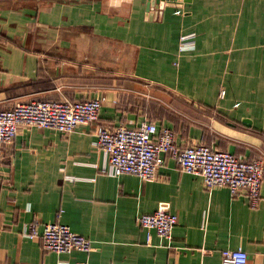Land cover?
I'll return each mask as SVG.
<instances>
[{
    "label": "crops",
    "instance_id": "0c3cea01",
    "mask_svg": "<svg viewBox=\"0 0 264 264\" xmlns=\"http://www.w3.org/2000/svg\"><path fill=\"white\" fill-rule=\"evenodd\" d=\"M151 1L0 0V110L105 96L107 126L153 119L180 146L262 155L264 0H164L159 14ZM189 32L196 44L180 52ZM94 127L21 126L0 147V264H220L237 247L264 264V180L251 207L164 153L155 179L107 175ZM163 201L178 217L169 238L136 218ZM31 220L68 224L92 249L44 250L24 234Z\"/></svg>",
    "mask_w": 264,
    "mask_h": 264
},
{
    "label": "built area",
    "instance_id": "2783aa9c",
    "mask_svg": "<svg viewBox=\"0 0 264 264\" xmlns=\"http://www.w3.org/2000/svg\"><path fill=\"white\" fill-rule=\"evenodd\" d=\"M156 2V1H155ZM160 7H156L159 14ZM196 33L189 32L180 37V52L193 48ZM224 95V90L220 92ZM105 96L88 99L50 101L29 100L0 110V147L9 145L21 126L51 127L70 134L77 124L95 123L97 136L95 146L103 152V162L97 169L107 175L119 176L132 173L143 180L155 179L163 160L161 153L175 160L177 167L187 173L202 177L206 189L228 186L233 196L245 195L251 207L260 203V189L264 180V152L259 157H237L227 150L213 149L204 142L180 146L174 130L159 125L153 119L141 121L137 126L122 124L116 127L100 122L99 112ZM137 221L148 232L154 230L164 237H171V230L178 217L171 212L167 201L160 203L151 213L138 215ZM26 236L40 237L45 250L57 253L92 249V239L73 231L63 222H45L42 229L38 221L31 220L24 231ZM249 253L242 247L222 251L220 264H248ZM63 260L59 262L62 264ZM80 264H88L82 261Z\"/></svg>",
    "mask_w": 264,
    "mask_h": 264
},
{
    "label": "water",
    "instance_id": "95a60500",
    "mask_svg": "<svg viewBox=\"0 0 264 264\" xmlns=\"http://www.w3.org/2000/svg\"><path fill=\"white\" fill-rule=\"evenodd\" d=\"M154 1H156V3L158 4V6L161 8L163 5H164V0H154ZM152 3V1L151 0H149V2H148V7L150 8L151 7V4ZM160 4V5H159Z\"/></svg>",
    "mask_w": 264,
    "mask_h": 264
}]
</instances>
